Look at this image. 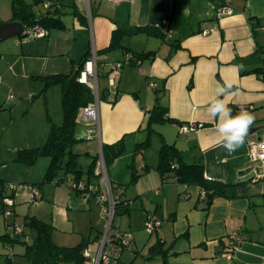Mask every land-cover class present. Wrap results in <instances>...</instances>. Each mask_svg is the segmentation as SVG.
<instances>
[{
    "label": "crops",
    "instance_id": "1",
    "mask_svg": "<svg viewBox=\"0 0 264 264\" xmlns=\"http://www.w3.org/2000/svg\"><path fill=\"white\" fill-rule=\"evenodd\" d=\"M228 1L233 11L217 18L210 0H57L54 14L59 16L62 27H51L39 37L13 36L14 40L2 46L5 57H11L7 62L9 71L14 69L13 79H37L34 76L73 71L91 51L98 64L121 59L125 52L153 51L138 65H124L114 87L108 88L106 79L98 91L99 141L81 138L87 140L88 158L83 159L87 163L98 154L99 142L122 140L123 152L107 167V176L115 189H122L121 198L131 189V197L123 198L131 201L125 211L129 229L143 226L148 214L160 220L152 244L160 241L168 264H264V162L249 160L248 144L249 140H264V79L251 71L264 65V0ZM37 7V13L48 9H43L44 5L39 10ZM11 17L2 22L11 21ZM145 26L158 33L136 31ZM115 30L124 33L122 44L128 50L96 53L109 44ZM139 65H145V70L133 67ZM225 80L233 82L237 93L227 99V106H234L238 113L245 109L255 117L250 128L256 130L248 131L244 144L232 154L215 146L216 121L206 112L216 83ZM2 83L3 77L0 87ZM12 87L15 88L10 84L9 90ZM50 87L55 89L54 85ZM48 89L44 92L46 100ZM59 92L61 101V88ZM156 97L171 119L157 123L159 147L162 140L174 144L185 163L203 164L207 178L235 184L234 197L215 196L206 206L199 187L177 183L172 171L161 176L156 168V146L143 151L141 159L132 156L136 145L147 136V113ZM14 98L13 93L0 91V103ZM188 123L196 127L182 131L181 124ZM83 124L79 136L86 129ZM151 140L152 134L150 145ZM134 173L136 182L128 185ZM250 174L253 176L247 179ZM6 176L0 174V179L5 182ZM37 188L41 194L38 201L46 199L44 204L51 210L52 222L43 221L52 224L56 244H68L63 235L69 223L65 208L69 206L64 203L86 206L73 193L90 202L89 207L99 206V218L93 212L91 219L102 228L100 205L93 197L85 198L64 184L44 183ZM184 191L185 198L181 196ZM25 195L22 200H26ZM137 200L142 207L139 210L133 208ZM101 228L95 237L91 232L82 237L88 240L90 254L96 250ZM235 231L243 235V240L232 257L226 258L227 236ZM134 245L133 250H124L115 264H133L137 259L142 264H161L160 255L136 257L135 239Z\"/></svg>",
    "mask_w": 264,
    "mask_h": 264
},
{
    "label": "trees",
    "instance_id": "2",
    "mask_svg": "<svg viewBox=\"0 0 264 264\" xmlns=\"http://www.w3.org/2000/svg\"><path fill=\"white\" fill-rule=\"evenodd\" d=\"M45 2H49L50 6L43 7ZM10 4L12 11L11 20H18L21 22L23 29L39 25L43 27L47 33L51 27L63 26L59 16H55L54 14L55 11L58 10V7H56L58 5L57 0H30V2L27 0H11ZM39 5H42L43 9L48 8L47 11L40 13L35 12L34 7ZM1 22L0 20V23ZM136 31L158 33L155 28L149 26L137 27ZM123 35L124 33L121 31H113L109 44L96 53L109 52L117 48L126 49L127 47L122 44ZM19 36H23V34ZM128 53L131 55L128 64L138 65L141 60L147 58L153 51H130ZM89 54L83 56L78 61L73 71L34 76L43 83L40 91L41 93L45 92L50 86H60L62 122L60 125L52 124L50 126L48 137L41 146L18 150L15 160L25 164H32L38 157L47 156L49 162L43 177V181L45 182L52 181L54 184H64L70 187L69 184L65 182L67 176H72L75 181L82 180L83 182L85 181L86 183L92 184L96 182V180L94 182V179H97V174L94 172V164L97 155L91 158L88 169L85 172L86 177L84 178V172L80 168L78 162V153L73 151L74 144L82 139L79 138V128L82 124L79 114L84 106L94 100L92 89L88 85L77 80L79 70ZM102 65L103 64L97 63L99 68ZM251 71L256 72L264 79V65L256 67ZM98 97L100 98V93ZM229 108L232 109L233 115L238 113L237 108L234 106L230 105ZM164 120L171 119L166 115V108L159 102L158 97H156L155 103L147 113L145 123L147 136L142 142L136 145V151L143 150L150 144V132L153 123L163 122ZM123 149L124 145L122 140H118L111 144H101L106 168L123 152ZM156 168L163 178L167 173L172 171L177 183L185 187L191 184L199 187V190L204 192V198H202V200L206 202V206L215 196H235V184L207 178L204 175L203 164L200 161L185 163L176 146L166 143L164 140H162L159 149ZM60 173L62 176L58 175ZM136 177L137 175L134 173L130 180L132 181L136 179ZM2 182L3 181L0 179V184ZM76 191L81 195L78 190ZM1 197L2 195H0V202ZM129 201L130 199H123L120 197V200L116 204L115 214L120 212L121 209L128 211L130 207L128 204ZM1 211L2 206L0 205V212ZM23 224L27 230L29 229L27 231L30 236L29 242H26L20 235H11L10 232L0 235V238L4 241H21L24 244L22 255L26 258L27 264H82L84 262L85 257L83 255V249L88 244L86 238H82V240L75 245H58L52 239L53 226L51 223L43 221L35 216H25ZM7 226L8 223H6V227ZM160 244V241L157 240L149 247L150 254L147 258L160 255L162 258L161 264H168L166 249L162 248ZM8 246L11 247V244H8Z\"/></svg>",
    "mask_w": 264,
    "mask_h": 264
},
{
    "label": "rangeland",
    "instance_id": "3",
    "mask_svg": "<svg viewBox=\"0 0 264 264\" xmlns=\"http://www.w3.org/2000/svg\"><path fill=\"white\" fill-rule=\"evenodd\" d=\"M10 1L11 0H0L1 21L2 19H9L12 16ZM39 9H42V5L37 7V10ZM13 38L14 37H9L0 41V75L3 77V83L0 87V91L2 93H13L15 95L14 99H11L6 103H0V174L7 175L6 178L3 177L5 180L4 184L25 181L29 184H33V186L38 190L37 187L42 186L44 183L53 184L52 181H43L49 158L47 156H40L32 164H25L16 161L15 156L16 152L20 149L41 146L48 137L50 126L52 124H61L62 114L60 107V87L59 85H54L55 89H50L53 88L50 87L48 89L49 91H47L46 100L44 92H40L43 86L42 81L32 79L30 77H18V79H13L11 72H13L14 69L13 71H9L8 65L10 62H7L11 59V57H5V52L3 51L4 48L2 47L5 42H8V40H14ZM133 43H136V41H133ZM1 53L3 56H1ZM133 67H140L145 70V65ZM105 82L106 76L104 74L100 75L98 77V88H100ZM10 84H12L15 88L12 87V89L9 90ZM23 85L24 90L21 89ZM29 91H32L34 94H25L29 93ZM13 101L16 102L10 103ZM6 105L8 106L5 107ZM157 123L160 124L161 122L153 123L156 125L152 127L150 132L152 134L151 145L149 144L145 149L139 151H136L135 148L136 153L134 155V153L131 152L132 156H136L137 159H141V154L149 148V146L152 148L151 150H153L156 146L159 153V137L156 134L158 133L157 128L159 126ZM82 125L84 124L82 123ZM86 142L87 140L81 139L73 146V151L78 153V162L80 164V168L84 172V178L86 177L85 172L89 166V162L87 163V161L83 160L88 158L85 148ZM58 175L62 176L61 173ZM136 179L129 181L128 185H134ZM24 195V193L21 194L20 192L15 193V204L11 208V215L9 217H5L3 212H0V235L9 232L10 227H6V223H15L16 225H20L24 222L25 216L37 215L41 220L52 222L51 210L48 208L47 204H44L47 202L46 199L42 202L41 200L40 202H30L27 199L22 200V196ZM73 196L78 199V201H83L82 203L86 204L87 207L82 205L78 206V204L74 202H72V204L64 203L65 207L66 205L69 206V208H65L68 210L67 213L69 215V223L67 228L64 230L67 235H63V238L68 241V244H66L67 246L77 244L82 240V237H88L91 235L90 232L95 237L97 230L101 228L96 226L95 222L92 223L91 219L93 212L96 213V215L98 214L97 217L99 218V206L97 204H92V207H89L90 204L87 203L90 202L84 201L82 197H79L74 193ZM125 197H131V189L122 195V198ZM151 202L152 200L150 203ZM133 208H135V210L142 208L140 201L137 200ZM127 217L128 213L125 211L116 213L113 220L114 226H119L122 229H129L127 226ZM99 220V222L102 223L101 229H103L105 222L101 218ZM127 231H130L135 239L136 251H138V254L135 256L146 258L147 253L150 254L149 246L155 240V232L150 234L144 224L141 227L132 228ZM8 244H11L13 252L10 258L7 256L9 251L8 247H10ZM23 250L24 244L21 241H4L0 238V264H27L26 258L22 255ZM91 255L94 256L95 251H91ZM133 264L142 263L139 259H137Z\"/></svg>",
    "mask_w": 264,
    "mask_h": 264
},
{
    "label": "built area",
    "instance_id": "4",
    "mask_svg": "<svg viewBox=\"0 0 264 264\" xmlns=\"http://www.w3.org/2000/svg\"><path fill=\"white\" fill-rule=\"evenodd\" d=\"M109 1L119 2L121 0ZM210 1L213 5L217 18L230 14L233 11V8L230 6L228 0ZM43 5L44 7L50 6L49 2H45ZM204 32H207V30ZM22 34L25 38L39 37L44 36L46 34V30L39 25H34L23 29ZM130 57V53L127 52L121 59L108 61L100 68L97 66L94 51H91L88 58L85 59L77 75V80L88 85L92 89L94 100L84 106L79 115L80 120L86 124V129L84 130L82 138L87 140L97 138L99 141L98 77L104 74L107 79L108 88L114 87L117 76L123 66L129 63ZM150 85L153 84L150 83ZM241 111L247 110L242 109ZM194 127H196L194 124L188 123L181 124L180 129L182 131H186L193 129ZM248 144L249 160L254 163L264 162V140H249ZM94 172L97 174V179L94 184L86 183L82 180L75 181L72 176H67L65 178V182H67L72 189L78 190L83 197H93L96 200V202L100 205L101 215L105 222L100 238L98 239L95 255L92 256L89 250L85 247L83 249L85 260L82 264H115L124 250H133L135 245L134 237L130 231L121 230L113 224L116 204L120 200L122 189H115L109 181L100 142L99 151L94 164ZM157 191L158 190H156V192ZM18 192L25 193L26 199L30 202H37L41 198L40 192L32 184L25 182L4 184V182H2L0 184V195H2L0 205L2 206L1 212H3L5 217H9L11 215V208L15 204L13 195ZM181 196L185 198L187 197V193L184 191L181 193ZM200 196L201 198H204L203 191H200ZM128 204L131 205V201H129ZM159 224L160 220L155 216L150 214L146 216L144 226L150 234L157 230ZM8 227H10L9 232L11 235H20V237H22L26 242H29L30 236L23 223L20 225L8 223ZM242 240V234L236 231L229 233L227 236V251L224 256L226 258H231L233 251ZM8 248L9 251L7 256L10 258L13 252L11 247Z\"/></svg>",
    "mask_w": 264,
    "mask_h": 264
},
{
    "label": "clouds",
    "instance_id": "5",
    "mask_svg": "<svg viewBox=\"0 0 264 264\" xmlns=\"http://www.w3.org/2000/svg\"><path fill=\"white\" fill-rule=\"evenodd\" d=\"M234 84L225 80L222 84L217 82L213 94L209 96L206 112L216 121L215 146L222 147L226 153L232 154L242 146L255 117L248 111L232 114L227 106V99L237 93L233 91Z\"/></svg>",
    "mask_w": 264,
    "mask_h": 264
},
{
    "label": "water",
    "instance_id": "6",
    "mask_svg": "<svg viewBox=\"0 0 264 264\" xmlns=\"http://www.w3.org/2000/svg\"><path fill=\"white\" fill-rule=\"evenodd\" d=\"M22 31H23V25L18 20L1 22L0 23V41L6 38H9V37L18 36L22 34ZM255 130L256 128L252 127L249 129V132L251 133V132H254ZM83 134H84V131L81 132L79 137L81 138ZM252 176L253 174L248 175L247 179L251 178Z\"/></svg>",
    "mask_w": 264,
    "mask_h": 264
}]
</instances>
